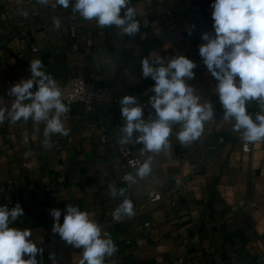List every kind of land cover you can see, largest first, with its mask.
Segmentation results:
<instances>
[{
  "label": "crops",
  "instance_id": "obj_1",
  "mask_svg": "<svg viewBox=\"0 0 264 264\" xmlns=\"http://www.w3.org/2000/svg\"><path fill=\"white\" fill-rule=\"evenodd\" d=\"M214 0H131L141 21L135 36L115 27L100 28L67 9L48 4H24L0 0V108H10L9 89L28 79L30 62L40 59L44 70L60 82L68 78H93L108 90L104 110L125 95L145 102V121L155 119L149 103L154 85L143 78L141 60L159 56L165 61L185 55L197 67L187 81L201 103H211L212 119L204 122L201 135L182 144L177 135L183 122L171 124L168 147L160 152L144 150L138 138L127 144L142 163L151 159V171L138 183L122 182L123 170L117 150L104 146L90 128L84 110L70 111L64 121L68 136H51L43 146V123L29 120L0 126V205L19 203L24 216L11 227L31 231V239L44 248L41 264H79L82 249L67 245L52 233L51 209L62 212L68 204L79 206L108 232L118 252L105 264H264V140L243 152L241 131L234 118L225 120V110L215 91L217 81L199 56L204 32L214 34L211 8ZM27 11L28 18L21 15ZM59 17L56 28L53 18ZM192 25V35L188 31ZM71 28L82 33L70 36ZM37 49V52L33 50ZM248 112L255 118L254 111ZM115 130V124L111 125ZM141 133L138 132V137ZM28 142H24V138ZM183 180L185 187L176 188ZM11 187V188H9ZM117 190L115 198L111 189ZM126 189L124 196L119 195ZM54 194L50 198L49 192ZM158 191L165 200L147 210V193ZM130 199L134 215L111 224V212ZM27 258V257H25Z\"/></svg>",
  "mask_w": 264,
  "mask_h": 264
},
{
  "label": "clouds",
  "instance_id": "obj_2",
  "mask_svg": "<svg viewBox=\"0 0 264 264\" xmlns=\"http://www.w3.org/2000/svg\"><path fill=\"white\" fill-rule=\"evenodd\" d=\"M71 0H56V5L67 9ZM48 4V0H37ZM214 34L204 32L199 46L208 72L217 81L215 91L225 113L224 119L234 118V129L243 130L245 142L264 140V0H214L211 5ZM72 12L85 21H95L100 28H118L122 34L135 36L140 32L141 21L131 0H75ZM28 18L27 11L21 12ZM56 28L61 25L59 17L53 18ZM195 25L188 31L191 36ZM143 78H151L154 85L149 89L153 95L149 103L155 111V119L145 121L143 107L138 98L125 95L119 100L121 116L125 121L121 131V143H128L134 132H139L137 142H142L144 150L160 152L166 149L171 124L183 122V130L177 139L189 144L199 138L204 122L212 119L211 103H201L200 96L187 83L194 79L196 63L185 55H177L165 61L159 56L145 57L141 60ZM31 78L21 79L9 89L13 97L10 108H0V126L5 121L16 124L31 120L37 126L43 123V146H51V136H68L64 121L69 106L64 102L63 92L51 74L44 70L43 62L34 59L30 62ZM35 87V90H34ZM258 102L260 113L255 118L248 112V104ZM28 142V138H24ZM151 159L142 164L137 175L145 177L151 171ZM125 180H133L126 175ZM126 189L121 188L119 195L124 196ZM117 190L111 189L115 198ZM54 223L52 233L76 249H82L79 264H105L118 252V246L108 232L87 211L79 206L68 204L60 223L62 212L51 209ZM134 215L133 203L125 198L115 208L113 216L117 220ZM24 216L19 203L9 208L0 205V264H41L37 257H43L44 248L38 247L31 239L28 229L11 227L18 218ZM27 257V258H25ZM52 264H58L55 253H49Z\"/></svg>",
  "mask_w": 264,
  "mask_h": 264
},
{
  "label": "built area",
  "instance_id": "obj_3",
  "mask_svg": "<svg viewBox=\"0 0 264 264\" xmlns=\"http://www.w3.org/2000/svg\"><path fill=\"white\" fill-rule=\"evenodd\" d=\"M24 4H33L36 0H22ZM82 33L81 29L71 28L70 36L72 38L77 37ZM37 52V49L33 50ZM30 67L27 68L26 73L29 78H31ZM62 92L64 102L69 106L70 110L67 114V118H72L70 111L75 108L77 104H83L84 113L90 117V128L95 137H97L101 143L106 147H113L117 150L119 157L121 159V169L123 170L122 182L128 185H134L138 183L135 170L139 168L143 163L142 160L136 156L132 148L127 143H121V139L124 136V133L121 129L125 125V121L121 116V107L118 100L114 101V108L111 112H105V98L108 94V90L104 87L98 86L93 78H68L65 81L60 82L59 84ZM35 90V87H34ZM139 103L143 107L144 116H145V102L139 96ZM249 107L254 111L255 115L260 113V107L258 102H254L249 105ZM264 114V113H261ZM144 118V117H143ZM111 120L115 124V130H110L107 127V121ZM243 130L241 131V135ZM138 138V132H134L131 138V143ZM242 149L243 152L250 154L253 151L255 142H245L243 139ZM126 175H131L133 180H125ZM176 188L185 187V182L183 180L176 181ZM11 188V187H9ZM53 193L49 192L50 198L53 197ZM148 203L146 205L147 210L155 208L158 204L165 200L164 196L158 191H152L147 193ZM111 212L110 220L108 221L111 224L118 223L124 219L129 218L125 216L123 219L117 220L113 216V211ZM107 222L100 223L101 226L106 225Z\"/></svg>",
  "mask_w": 264,
  "mask_h": 264
},
{
  "label": "water",
  "instance_id": "obj_4",
  "mask_svg": "<svg viewBox=\"0 0 264 264\" xmlns=\"http://www.w3.org/2000/svg\"><path fill=\"white\" fill-rule=\"evenodd\" d=\"M75 108L76 109H81V110H84V106H83V104H77L76 106H75ZM114 122L113 121H111V120H108L107 121V127L111 130V125L113 124Z\"/></svg>",
  "mask_w": 264,
  "mask_h": 264
}]
</instances>
